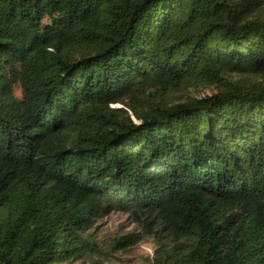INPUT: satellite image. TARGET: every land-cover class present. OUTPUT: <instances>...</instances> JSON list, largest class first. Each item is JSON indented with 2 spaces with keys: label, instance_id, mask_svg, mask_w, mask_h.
Instances as JSON below:
<instances>
[{
  "label": "trees",
  "instance_id": "16d2710c",
  "mask_svg": "<svg viewBox=\"0 0 264 264\" xmlns=\"http://www.w3.org/2000/svg\"><path fill=\"white\" fill-rule=\"evenodd\" d=\"M115 207L154 264H264V0H0V264Z\"/></svg>",
  "mask_w": 264,
  "mask_h": 264
},
{
  "label": "rangeland",
  "instance_id": "374dc122",
  "mask_svg": "<svg viewBox=\"0 0 264 264\" xmlns=\"http://www.w3.org/2000/svg\"><path fill=\"white\" fill-rule=\"evenodd\" d=\"M211 89L202 95L210 94ZM195 93H191L193 96ZM120 108L121 105H111ZM92 245L88 252L89 260H70L62 264H154L156 243L154 238L146 237L138 244L129 246L124 238L128 235L143 234L142 227L135 221L131 211L115 207L101 218H92L90 229Z\"/></svg>",
  "mask_w": 264,
  "mask_h": 264
}]
</instances>
